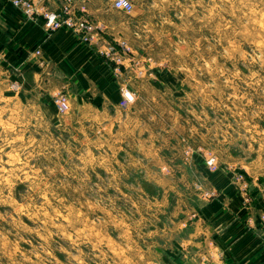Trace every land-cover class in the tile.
<instances>
[{
    "label": "rangeland",
    "instance_id": "374dc122",
    "mask_svg": "<svg viewBox=\"0 0 264 264\" xmlns=\"http://www.w3.org/2000/svg\"><path fill=\"white\" fill-rule=\"evenodd\" d=\"M138 6L149 46H125L126 57L149 80L135 84L145 126L128 141L19 111L0 66V264H210L204 241L187 242L199 204L216 196L207 173L242 174L249 195L237 165L264 173V0Z\"/></svg>",
    "mask_w": 264,
    "mask_h": 264
},
{
    "label": "crops",
    "instance_id": "0c3cea01",
    "mask_svg": "<svg viewBox=\"0 0 264 264\" xmlns=\"http://www.w3.org/2000/svg\"><path fill=\"white\" fill-rule=\"evenodd\" d=\"M33 1L55 11L61 2ZM112 1L77 3L85 7L86 17L100 27L103 41L117 48L120 42L130 49L148 47L144 38L150 32L149 22L147 11L138 6L141 0H131L134 10L129 14L114 9ZM101 47L94 38L88 43L80 41L66 28L47 33L41 17L28 19L0 0V66H7L12 77L19 111L36 113L39 120L56 128L76 126L84 137L94 135L113 142L122 137L128 141L137 133L134 128L145 126V119L138 115L143 108L134 103L138 95L135 84L149 79H137L127 61L116 74L113 65L99 53ZM36 49H40V55H36ZM155 65L159 76L162 70L159 63ZM122 83L133 94V100L124 108L119 104ZM57 92L68 101V110L63 114L53 102ZM237 166L247 176L251 203H244L229 172L218 169L207 173L206 182L216 190V196L199 204L197 219L191 226L187 242L201 246L204 241V255L210 264H264V173L249 164Z\"/></svg>",
    "mask_w": 264,
    "mask_h": 264
},
{
    "label": "built area",
    "instance_id": "2783aa9c",
    "mask_svg": "<svg viewBox=\"0 0 264 264\" xmlns=\"http://www.w3.org/2000/svg\"><path fill=\"white\" fill-rule=\"evenodd\" d=\"M7 2L13 9L19 11L28 19H36L41 17L43 19V28L47 33H52L58 29L66 28L74 32L79 36L82 42H91L94 39L101 43V49L99 53L103 58L113 65V69L116 74H120L121 68L125 62L129 63L131 67L132 63L129 60L128 48L125 47V43L120 42L119 47H115L109 42L102 40V36L99 34L100 27L86 17V9L82 4H78L77 0H61L59 10H51L46 6H38L33 0H3ZM112 6L114 9L123 13L129 14L133 10V4L131 0H113ZM36 55H40V49L35 50ZM133 66V65H132ZM120 106L126 107L127 104L133 100V94L128 87L122 83L120 86ZM53 102L60 114L65 113L68 110V101L64 94L59 93L54 96ZM216 159L213 156H208L205 160V171H211L216 168ZM244 180L242 174H237L236 179ZM246 202L250 201L249 193L246 192L245 186L243 187V193H241ZM215 195L213 189L203 191V198H211ZM264 222V215H261Z\"/></svg>",
    "mask_w": 264,
    "mask_h": 264
}]
</instances>
